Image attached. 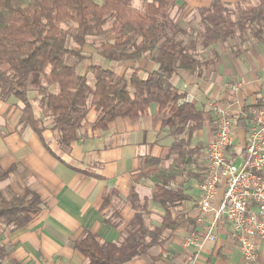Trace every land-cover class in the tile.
<instances>
[{"label": "trees", "instance_id": "16d2710c", "mask_svg": "<svg viewBox=\"0 0 264 264\" xmlns=\"http://www.w3.org/2000/svg\"><path fill=\"white\" fill-rule=\"evenodd\" d=\"M178 1L185 6L187 0H144L143 9L135 6L136 0H0V100L14 98L22 104L21 130L31 128L42 137L50 129L59 145L69 147L79 141L85 127L105 131L119 118L148 115L155 105L154 120L173 138L167 156L170 165L164 168L161 160L151 159L147 167H157L145 174L140 171V177L154 176L161 182L153 201L166 212L163 225L157 228L146 223L148 201L142 204L132 190L129 201L137 214L122 243L104 242L89 231L76 241L87 264H128L154 245L164 246L166 231H170L169 239L185 223L194 225L188 211L192 199L182 184L177 190L171 184L182 177L205 180V148L193 145L205 113L195 103L186 102L172 78L179 71L201 75L211 64L196 52L198 45L205 51L236 40L242 43L245 37L263 41L264 0H237L233 8L215 0L200 11L203 28L190 46L182 38L188 31L164 13ZM93 58L126 65L132 74L118 75L111 68L91 63ZM144 60L157 69L141 77L138 66ZM86 61H90L87 74H79L78 67ZM88 75L94 84L89 83ZM33 77L41 83L36 89L29 88ZM91 109L97 113L93 123L87 121ZM14 170L0 167V184ZM41 207L39 195L30 189L21 194L0 190V224L8 228L27 227Z\"/></svg>", "mask_w": 264, "mask_h": 264}, {"label": "crops", "instance_id": "0c3cea01", "mask_svg": "<svg viewBox=\"0 0 264 264\" xmlns=\"http://www.w3.org/2000/svg\"><path fill=\"white\" fill-rule=\"evenodd\" d=\"M221 1L231 8L237 4V0ZM213 3L214 0H187L176 24L183 28L187 15L209 8ZM181 6L183 2L178 1L177 8L183 9ZM199 32L201 30L188 33L187 42L197 40ZM198 53L211 60L201 75L179 71L172 78L173 85L185 94L186 102L195 103L198 110L205 113L203 127L193 137V145L204 146V155L216 131L212 104L229 107L235 127L234 146L229 156L239 165L246 157L248 142L249 121L245 111L258 103L264 105V35L260 43L245 37L242 43L236 40ZM94 61L104 68L114 69L118 75L132 74L126 65L109 64L97 58ZM84 63L82 71L87 74L90 61ZM138 67L140 76L157 69L150 60L142 61ZM31 81L34 89L41 84L35 77ZM236 85L237 91L232 87ZM21 109L22 104L14 98L8 102L0 100V131L3 133L0 135V167L15 169L10 178L0 184V190L20 194L30 189L39 195L42 207L27 227L11 229L0 224V264H87L76 249V241L84 231H89L104 242L122 243L131 232L130 223L137 214L129 201L132 190L142 204L148 201L144 211L146 223L157 228L163 225L166 212L153 201L161 182L154 176L140 177V171L145 174L157 167H147L151 159L161 160L160 166L164 168L171 163L167 156L173 138L162 131L160 121L154 120L155 105L148 115L139 119L119 118L105 131L85 127L79 141L69 147L59 145L50 129H46L42 137L31 128L21 130ZM96 117L95 109H91L87 121L93 123ZM179 184L192 199L188 211L194 225L185 223L169 239L170 231H166L162 237L164 246L154 245L128 264H264L261 246L255 262L247 263L242 258L239 243L224 216L212 230L216 240L209 241V225L215 211L203 222L198 221L196 202L202 182L182 177L173 181L171 187L177 190ZM224 190L221 185L213 210L220 207ZM194 233L199 237L200 246L186 249L185 239Z\"/></svg>", "mask_w": 264, "mask_h": 264}, {"label": "built area", "instance_id": "2783aa9c", "mask_svg": "<svg viewBox=\"0 0 264 264\" xmlns=\"http://www.w3.org/2000/svg\"><path fill=\"white\" fill-rule=\"evenodd\" d=\"M232 87L238 90L237 85ZM212 109L216 116V131L205 151L207 172L196 202L198 221L203 222L215 211L207 237L213 242L216 236L212 230L224 216L239 243L242 258L252 263L257 259L258 247L264 249V105L252 107L247 113L246 157L239 165L229 156L235 141V127L229 107L221 108L214 103ZM221 185L225 188L224 195L220 207L213 210V202ZM199 246L200 240L195 233L185 239L186 249Z\"/></svg>", "mask_w": 264, "mask_h": 264}, {"label": "rangeland", "instance_id": "374dc122", "mask_svg": "<svg viewBox=\"0 0 264 264\" xmlns=\"http://www.w3.org/2000/svg\"><path fill=\"white\" fill-rule=\"evenodd\" d=\"M214 2H215V0H214ZM135 6L137 7V8H140V9H143V7H144V0H136V2H135ZM180 8H182V6L180 7ZM184 9H185V6H183V9H179V8H177V6H175V7H169V8H167L166 10H165V15L167 16V18L169 19V20H171V21H173V23H178V18H179V16L181 15L180 14V11H184ZM185 14V13H184ZM200 19H202L201 18V15H200V12H196V13H194V14H189V15H187V17L185 18V19H183V24H184V29L185 30H187L188 31V33H191V32H195L196 30H201L202 31V28H201V26H200ZM187 37H189V34L188 35H185V36H183L182 38H184L185 40H186V45H188V46H190V43L191 42H187ZM190 38V37H189ZM95 43H97V42H95ZM196 49H197V51L196 52H200V51H202L201 50V47L198 45V46H196ZM91 50H93L92 49V47L91 48H87V51H91ZM93 59H95V58H93ZM96 61V60H95ZM94 60L93 61H91V63L92 62H95ZM67 62L69 63V64H73L72 63V61H71V59H69V60H67ZM87 62V61H86ZM96 63V62H95ZM82 66H86V63H83V64H81L79 67H78V73L79 74H82V75H85V73L82 71L83 70V67ZM87 68V67H86ZM114 70V69H113ZM143 75H141V77H142ZM35 78H37V77H35ZM88 79H89V83H91V84H94V79H93V77L92 76H88ZM33 86H34V83H33V81H30V87L29 88H32V89H34L33 88ZM56 91H57V88H56ZM21 194V193H20Z\"/></svg>", "mask_w": 264, "mask_h": 264}]
</instances>
